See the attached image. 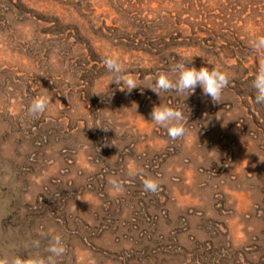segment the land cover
Masks as SVG:
<instances>
[{"label": "rangeland", "instance_id": "1", "mask_svg": "<svg viewBox=\"0 0 264 264\" xmlns=\"http://www.w3.org/2000/svg\"><path fill=\"white\" fill-rule=\"evenodd\" d=\"M261 36L264 0H0V260L46 262L58 235L56 264H264ZM109 54L140 87L111 83ZM185 57L229 75L221 103L145 88Z\"/></svg>", "mask_w": 264, "mask_h": 264}, {"label": "clouds", "instance_id": "2", "mask_svg": "<svg viewBox=\"0 0 264 264\" xmlns=\"http://www.w3.org/2000/svg\"><path fill=\"white\" fill-rule=\"evenodd\" d=\"M252 48L259 54L264 53V36L257 37L251 42ZM194 57V56H193ZM193 57H185L184 60L177 64L172 70L171 74L165 73L159 75L155 83L149 82L145 88L151 89L154 93L160 96L161 92H168L175 90L179 94L195 92L199 86L205 96L211 98L213 103L219 104L222 102L224 90L229 84V75L226 72L212 67H188L187 63L192 61ZM104 64L107 70L112 74V82L117 87L126 90L130 93L133 89L140 87L137 81L130 75L125 74L124 65L118 55L109 54L104 57ZM252 87L256 91L255 102L257 104H264V65H261L255 74L252 81ZM122 90V91H123ZM48 96H39L35 98L29 108L28 113L32 116H39L45 113L50 101ZM185 117L180 110L160 104L154 106L151 112V121L156 125L164 127L168 131V135L172 139L184 137L187 134V129L184 126ZM137 172L130 171L129 175L134 176ZM109 184L116 193L123 191V184L117 178L109 180ZM143 188L145 192L156 193L159 188L158 181L152 178H146L143 181ZM50 254L46 262L34 260L32 264H56L55 258L64 254L65 248L60 236H55L51 244L47 248ZM0 264H21L19 259L0 260Z\"/></svg>", "mask_w": 264, "mask_h": 264}]
</instances>
